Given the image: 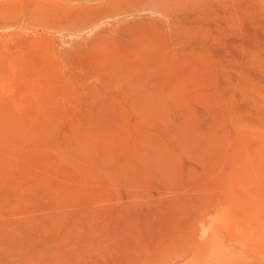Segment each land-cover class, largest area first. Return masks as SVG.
<instances>
[{"label": "rangeland", "instance_id": "obj_1", "mask_svg": "<svg viewBox=\"0 0 264 264\" xmlns=\"http://www.w3.org/2000/svg\"><path fill=\"white\" fill-rule=\"evenodd\" d=\"M0 264H264V0H0Z\"/></svg>", "mask_w": 264, "mask_h": 264}]
</instances>
